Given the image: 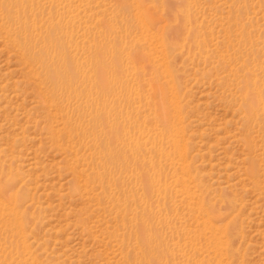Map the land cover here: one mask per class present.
Instances as JSON below:
<instances>
[{
  "label": "rangeland",
  "instance_id": "1",
  "mask_svg": "<svg viewBox=\"0 0 264 264\" xmlns=\"http://www.w3.org/2000/svg\"><path fill=\"white\" fill-rule=\"evenodd\" d=\"M0 264H264V0H0Z\"/></svg>",
  "mask_w": 264,
  "mask_h": 264
},
{
  "label": "bare ground",
  "instance_id": "2",
  "mask_svg": "<svg viewBox=\"0 0 264 264\" xmlns=\"http://www.w3.org/2000/svg\"><path fill=\"white\" fill-rule=\"evenodd\" d=\"M60 67V66H59ZM252 101V105H255V99H254V97H253V99L251 100Z\"/></svg>",
  "mask_w": 264,
  "mask_h": 264
}]
</instances>
